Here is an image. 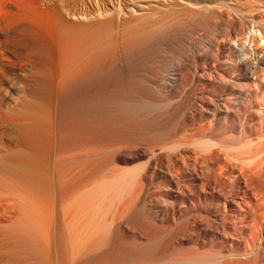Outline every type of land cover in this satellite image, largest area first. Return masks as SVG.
<instances>
[{"label": "bare ground", "instance_id": "6f19581e", "mask_svg": "<svg viewBox=\"0 0 264 264\" xmlns=\"http://www.w3.org/2000/svg\"><path fill=\"white\" fill-rule=\"evenodd\" d=\"M0 264H264V0H0Z\"/></svg>", "mask_w": 264, "mask_h": 264}, {"label": "rangeland", "instance_id": "374dc122", "mask_svg": "<svg viewBox=\"0 0 264 264\" xmlns=\"http://www.w3.org/2000/svg\"><path fill=\"white\" fill-rule=\"evenodd\" d=\"M96 73V72H95ZM102 74V71L101 70H98V72H97V75L95 76L96 78H98L99 80H100V78H101V75ZM95 75V74H94ZM101 80H102V78H101ZM88 86V85H87Z\"/></svg>", "mask_w": 264, "mask_h": 264}]
</instances>
